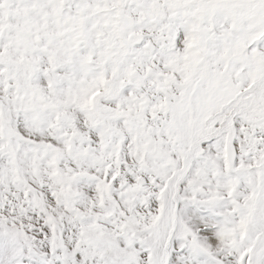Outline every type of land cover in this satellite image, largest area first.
I'll return each mask as SVG.
<instances>
[{"label": "snow or ice", "instance_id": "snow-or-ice-1", "mask_svg": "<svg viewBox=\"0 0 264 264\" xmlns=\"http://www.w3.org/2000/svg\"><path fill=\"white\" fill-rule=\"evenodd\" d=\"M0 264H264V0H0Z\"/></svg>", "mask_w": 264, "mask_h": 264}]
</instances>
